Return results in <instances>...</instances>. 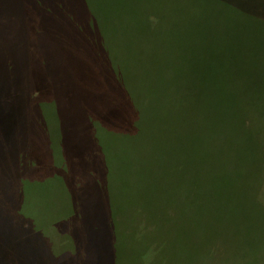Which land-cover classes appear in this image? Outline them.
Segmentation results:
<instances>
[{"label":"trees","instance_id":"1","mask_svg":"<svg viewBox=\"0 0 264 264\" xmlns=\"http://www.w3.org/2000/svg\"><path fill=\"white\" fill-rule=\"evenodd\" d=\"M252 30L264 0H0V264H264Z\"/></svg>","mask_w":264,"mask_h":264},{"label":"rangeland","instance_id":"2","mask_svg":"<svg viewBox=\"0 0 264 264\" xmlns=\"http://www.w3.org/2000/svg\"><path fill=\"white\" fill-rule=\"evenodd\" d=\"M239 41H244L245 47L243 49V52L245 55L253 54L254 57H251V62L241 61L239 58L234 59L235 61V71H238L243 74V72H246L249 76H257L258 70H255V67L262 66L264 62V40L261 36V34L257 31H253L248 34H240L239 35ZM260 57V59H258ZM231 66V61L228 63L226 67ZM255 66V67H254ZM264 69V66H262V70ZM222 73L223 77L228 76L230 73L227 71H220V74ZM262 72H260L261 74ZM51 112V111H50ZM54 111H52V115L49 113L47 114V119L51 120L53 127L56 129L57 122H55L54 117ZM54 148V147H53ZM53 153V159L55 163L56 157L55 153ZM55 182L53 185L49 188H39V189H32L31 190V197L29 201V210L31 212L30 219L34 221V224L38 229H44L50 224L60 220V217H62L65 213V207L63 206V203H65V200L59 199V197L56 194L57 187L55 186ZM64 207V209H63ZM41 227V228H40Z\"/></svg>","mask_w":264,"mask_h":264}]
</instances>
